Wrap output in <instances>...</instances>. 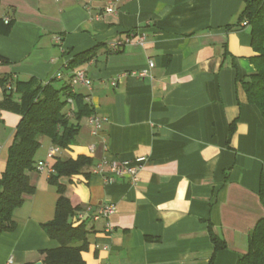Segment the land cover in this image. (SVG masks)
<instances>
[{"label": "crops", "instance_id": "crops-1", "mask_svg": "<svg viewBox=\"0 0 264 264\" xmlns=\"http://www.w3.org/2000/svg\"><path fill=\"white\" fill-rule=\"evenodd\" d=\"M245 2L1 0V18L12 24L8 33L0 27V178L37 86L66 81L106 119L95 136L90 117L83 118L75 143L50 162L53 168L59 159L92 161L60 179L75 214L85 212V264H209L214 257L213 264H237L247 253L264 218V118L242 85L255 72L250 28L238 23ZM110 5L115 13H106ZM130 37L134 43L110 49ZM93 49L94 59L68 70ZM78 71L92 90L71 78ZM9 79L6 93L2 81ZM52 146L42 140L36 163ZM140 157L147 161L135 185L107 184L92 173L101 162ZM50 176L29 173L35 192L14 212L16 230L0 234V264L43 263L42 252L60 246L43 228L60 197ZM109 206L108 218L92 221ZM211 232L225 250L215 254Z\"/></svg>", "mask_w": 264, "mask_h": 264}, {"label": "trees", "instance_id": "trees-1", "mask_svg": "<svg viewBox=\"0 0 264 264\" xmlns=\"http://www.w3.org/2000/svg\"><path fill=\"white\" fill-rule=\"evenodd\" d=\"M0 27L10 32L12 22L5 24L1 18ZM242 23L250 28L254 56L251 63L255 72L242 83L250 104L256 106L264 118V0H246L239 15ZM96 57L95 49L76 56L68 65L75 73L83 64ZM76 77V74L71 78ZM8 80L2 81L5 92ZM70 101L72 103H70ZM22 120L17 127L12 145L9 148L5 171L0 178V234L14 232V212L22 206L25 196L33 195L35 187L31 184L29 173L36 170L35 156L48 139L54 146L67 149L75 143L79 132L78 122L94 115L86 97L73 91L71 85L56 86V79L47 85H39L31 91L26 100ZM92 161L86 157L75 160H57L54 173L49 182L57 188L59 200L53 221L43 225L49 238L58 241L60 246L42 252L43 264H85L82 253L86 249L89 229L87 221L76 222V211L65 197V186L60 183L63 177H72L90 167ZM259 197L264 206V167L262 170ZM215 254L226 249L225 242L211 232ZM82 243L81 247L76 246ZM215 257L209 264L214 263ZM237 264H264V218L250 234L247 253Z\"/></svg>", "mask_w": 264, "mask_h": 264}, {"label": "built area", "instance_id": "built-area-1", "mask_svg": "<svg viewBox=\"0 0 264 264\" xmlns=\"http://www.w3.org/2000/svg\"><path fill=\"white\" fill-rule=\"evenodd\" d=\"M124 1L131 2L134 0H124ZM105 11L106 13H115L116 9L112 5H110L108 8H106ZM4 21L6 24L10 22L9 18H5ZM56 40L58 42L60 41L59 38H57ZM144 41H145V37L143 35L137 36V40H136L137 44L143 45ZM132 43H134V41L132 40V37H130L126 40V42L110 44V49L113 51H118L121 49L120 48L121 46L132 44ZM153 65H154L153 62L149 63V67H153ZM147 74H148L147 69L140 72V76L142 77L147 76ZM75 79L80 85L86 87L89 90H92V82L87 77L85 71H78L76 73ZM111 85L115 87L117 84L113 82ZM11 87H12V80L9 79L6 84V88L11 89ZM70 103L72 102L70 101ZM105 122H106V119L98 115H92L89 119V123L92 127V134L95 136L100 134V132L102 131L103 124ZM91 150H93V147H91ZM63 151L64 149L58 146H52L47 153V160L38 162L36 165V170L39 173L47 172L50 175H52L54 173V169L51 167L50 162L56 159L58 156L62 155ZM146 161H147L146 157H140L134 161H123V162L113 161L111 163L104 161L96 165L92 173L94 175L101 176L104 179L105 183L107 184H114L118 180L127 179L131 182V184L135 185L139 181V174L141 170L143 169V166ZM106 167H109V169L107 170ZM84 213L85 212L78 213L76 215V219H77L76 222L78 224L86 220ZM112 213H113L112 206L104 207V208H101L96 214L90 216V218L92 219V221H99L101 219L108 218ZM12 262L13 260L10 259L8 261V264H11Z\"/></svg>", "mask_w": 264, "mask_h": 264}, {"label": "rangeland", "instance_id": "rangeland-1", "mask_svg": "<svg viewBox=\"0 0 264 264\" xmlns=\"http://www.w3.org/2000/svg\"><path fill=\"white\" fill-rule=\"evenodd\" d=\"M65 83H66V81L56 82V86L60 88V87H62Z\"/></svg>", "mask_w": 264, "mask_h": 264}, {"label": "water", "instance_id": "water-1", "mask_svg": "<svg viewBox=\"0 0 264 264\" xmlns=\"http://www.w3.org/2000/svg\"><path fill=\"white\" fill-rule=\"evenodd\" d=\"M36 264H43L42 262H38V263H36Z\"/></svg>", "mask_w": 264, "mask_h": 264}]
</instances>
